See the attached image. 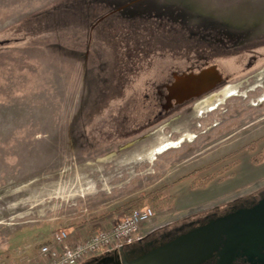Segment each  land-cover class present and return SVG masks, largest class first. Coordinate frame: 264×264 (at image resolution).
Masks as SVG:
<instances>
[{
	"label": "rangeland",
	"instance_id": "1",
	"mask_svg": "<svg viewBox=\"0 0 264 264\" xmlns=\"http://www.w3.org/2000/svg\"><path fill=\"white\" fill-rule=\"evenodd\" d=\"M211 64L222 86L146 123L174 72ZM262 150L264 0H0V264H38L56 230L110 228L158 189L174 199L145 201V240L257 200Z\"/></svg>",
	"mask_w": 264,
	"mask_h": 264
},
{
	"label": "water",
	"instance_id": "2",
	"mask_svg": "<svg viewBox=\"0 0 264 264\" xmlns=\"http://www.w3.org/2000/svg\"><path fill=\"white\" fill-rule=\"evenodd\" d=\"M223 81L216 65L197 72L175 74L167 86L168 98L182 103L213 90ZM171 237L152 239L142 247L121 246L119 253L103 255L88 264H202L214 254L217 264H233L236 257L264 264V194L249 205L232 207L222 214H211L205 221Z\"/></svg>",
	"mask_w": 264,
	"mask_h": 264
},
{
	"label": "built area",
	"instance_id": "3",
	"mask_svg": "<svg viewBox=\"0 0 264 264\" xmlns=\"http://www.w3.org/2000/svg\"><path fill=\"white\" fill-rule=\"evenodd\" d=\"M154 216L150 206L133 209L110 228H101L81 238H72L68 229L52 233L39 249V264H80L93 257L113 252L134 241L144 223ZM71 239L72 244L68 241Z\"/></svg>",
	"mask_w": 264,
	"mask_h": 264
},
{
	"label": "flooded vegetation",
	"instance_id": "4",
	"mask_svg": "<svg viewBox=\"0 0 264 264\" xmlns=\"http://www.w3.org/2000/svg\"><path fill=\"white\" fill-rule=\"evenodd\" d=\"M255 59H256V57H254L253 59H252V61H250L249 63V67L250 66H252V64H253V61L255 62ZM211 65H214V64H211ZM208 66H210V65H208ZM206 67V66H205ZM202 68H204V67H202ZM202 68H200V69H202ZM200 69H198V70H200ZM198 70H189V71H183V72H191V71H193V72H197ZM183 72H174L173 73V79L171 80V81H169V82H166V83H164L163 85H161L162 87H158L157 88V91H156V96H152V101H150L151 102V104H150V106L153 104H155V106L157 105V106H159V110H158V114H157V116H156V118L155 119H149V121L148 122H146V123H150V124H153V123H155V122H157V121H159V120H161V119H164V118H166L168 115H170V114H172L173 112L175 113V112H178V110L179 109H182V108H184L186 105H188L189 103H195V102H197V101H199L201 98H203L205 95H207L208 93H210L211 91H213V90H215V89H217V88H219L220 86H222L224 83H225V80H226V77H224L223 76V81L221 82V83H219L213 90H211L210 92H208V93H206V94H203V95H201V96H199V97H193V98H191V99H189V100H185L184 102H182V103H177L176 102V100L174 99V98H168V95H169V93H168V90H167V86L168 85H170V84H172L173 82H174V76H175V74H181V73H183ZM222 73V72H221ZM222 75H223V73H222ZM231 89H233L234 90V88H228L227 89V91H225L224 92V94H225V96H227V95H229V92H230V90ZM215 99V97L214 96H212V97H210V98H208L207 100H205V103L207 104V103H209V102H211V101H213ZM212 104H215V102L213 101L212 102ZM211 104V105H212ZM208 105V104H207ZM209 106V105H208ZM201 107V106H200ZM169 123V122H168ZM263 151V150H262ZM262 151H260L259 153H261ZM258 153V154H259ZM251 202H247V203H245L244 205H249ZM231 209V208H230ZM229 209V210H230ZM229 210H227V211H229ZM216 214H222V213H218V212H216ZM207 218V217H206ZM205 218V219H206ZM205 219H203V220H200V221H195V223H194V225H197L199 222H201V221H205ZM182 228H183V231H186L187 229H189L190 228V226H189V224L188 223H184L183 224V226H181ZM180 227V228H181ZM180 228H178V229H171L170 231H168L167 233H165L164 235H162V236H158V237H154V238H151V239H149V240H152V239H157L158 241H160V240H163V241H165V240H168V239H170L171 237H173V236H175V235H177V234H179L180 233ZM148 239L147 240H140L139 242H136V243H134V244H132L131 246H129V247H142V246H144V244L147 242V241H149ZM129 247H125V248H129ZM120 251L119 250H117L116 251V253H119ZM218 256L216 255V254H214L210 259H208V260H206L204 263H202V264H217V261H218ZM233 264H258V263H252V262H250V261H248L245 257H236V259L233 261Z\"/></svg>",
	"mask_w": 264,
	"mask_h": 264
},
{
	"label": "trees",
	"instance_id": "5",
	"mask_svg": "<svg viewBox=\"0 0 264 264\" xmlns=\"http://www.w3.org/2000/svg\"><path fill=\"white\" fill-rule=\"evenodd\" d=\"M248 149L253 151L255 149V146H250ZM224 158L225 157L220 158V159L216 160L215 162H212L211 164L206 165V167L211 166V165L221 161ZM263 160H264V150L252 158V161L257 162V163H259ZM198 170L199 169L192 171L189 175L191 176V175L195 174L196 172H198ZM221 173H223V171H218L217 173L209 175V176L205 177L204 179L202 178L198 185L206 184L207 182L214 179L215 177H217ZM173 199H174L173 196H164L163 194H161V191L158 189V190H154L153 192H150L147 197H137L136 199L128 202L127 205H129L128 210L130 213L133 209L142 207L145 204V201L147 200L150 203V205L152 206V208L154 210L158 211L162 208L170 207L172 205ZM48 242L49 241L42 242L41 244L38 245V247L40 248L41 245H43L44 243H48ZM92 262H95V259L91 260L89 263H92Z\"/></svg>",
	"mask_w": 264,
	"mask_h": 264
},
{
	"label": "bare ground",
	"instance_id": "6",
	"mask_svg": "<svg viewBox=\"0 0 264 264\" xmlns=\"http://www.w3.org/2000/svg\"><path fill=\"white\" fill-rule=\"evenodd\" d=\"M233 91H235V90H233V89H231L230 90V92H229V94L231 95L232 93H233ZM218 104H220V102L219 103H215V104H212L213 105V107H211V108H209V106L205 103V101L204 102H202V104L200 105L201 107H200V109H201V112H205V111H210V110H213V109H215L217 106H218ZM175 143L176 142H169L168 144H166L165 146H163V147H161V146H159L160 148H159V150H157L158 152H161V151H163V150H165V149H167V148H171V147H173L174 145H175ZM158 149V148H157ZM164 152V151H163Z\"/></svg>",
	"mask_w": 264,
	"mask_h": 264
},
{
	"label": "crops",
	"instance_id": "7",
	"mask_svg": "<svg viewBox=\"0 0 264 264\" xmlns=\"http://www.w3.org/2000/svg\"><path fill=\"white\" fill-rule=\"evenodd\" d=\"M140 233V232H139ZM137 238H140L139 234H137Z\"/></svg>",
	"mask_w": 264,
	"mask_h": 264
}]
</instances>
